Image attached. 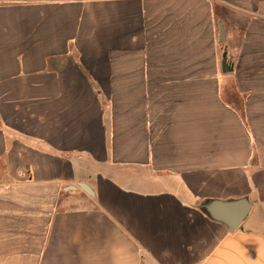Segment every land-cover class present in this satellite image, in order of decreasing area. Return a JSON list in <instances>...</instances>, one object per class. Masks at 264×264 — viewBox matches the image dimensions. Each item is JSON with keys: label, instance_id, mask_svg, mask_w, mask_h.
Masks as SVG:
<instances>
[{"label": "crops", "instance_id": "crops-1", "mask_svg": "<svg viewBox=\"0 0 264 264\" xmlns=\"http://www.w3.org/2000/svg\"><path fill=\"white\" fill-rule=\"evenodd\" d=\"M0 264H264V0H0Z\"/></svg>", "mask_w": 264, "mask_h": 264}, {"label": "water", "instance_id": "water-1", "mask_svg": "<svg viewBox=\"0 0 264 264\" xmlns=\"http://www.w3.org/2000/svg\"><path fill=\"white\" fill-rule=\"evenodd\" d=\"M222 70H226V59L223 58L222 61ZM80 187L87 193L92 194L90 187L81 183ZM250 203L245 200L230 201L227 203H219L212 201L206 205L207 212L217 221L224 223L229 231H235L246 218L247 214L250 211Z\"/></svg>", "mask_w": 264, "mask_h": 264}]
</instances>
